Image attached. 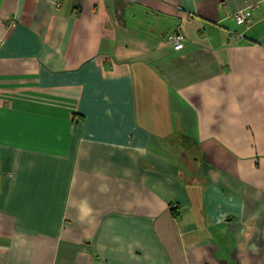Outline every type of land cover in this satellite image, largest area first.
Here are the masks:
<instances>
[{
    "label": "crops",
    "instance_id": "1",
    "mask_svg": "<svg viewBox=\"0 0 264 264\" xmlns=\"http://www.w3.org/2000/svg\"><path fill=\"white\" fill-rule=\"evenodd\" d=\"M0 39V264H264V0H0Z\"/></svg>",
    "mask_w": 264,
    "mask_h": 264
},
{
    "label": "built area",
    "instance_id": "2",
    "mask_svg": "<svg viewBox=\"0 0 264 264\" xmlns=\"http://www.w3.org/2000/svg\"><path fill=\"white\" fill-rule=\"evenodd\" d=\"M233 18L236 21V23L238 25L241 26H250L252 24V17L249 15V11H245V10H241V11H237L233 14ZM237 36L238 38H241L238 35H233L232 37ZM2 40L0 39V42ZM168 41L172 44V47L175 51L179 52L182 51L185 47V42H186V38L182 33H174L172 35L169 36Z\"/></svg>",
    "mask_w": 264,
    "mask_h": 264
},
{
    "label": "rangeland",
    "instance_id": "3",
    "mask_svg": "<svg viewBox=\"0 0 264 264\" xmlns=\"http://www.w3.org/2000/svg\"><path fill=\"white\" fill-rule=\"evenodd\" d=\"M188 142V141H187ZM175 145H177L176 143H175ZM186 149H188L187 147H186Z\"/></svg>",
    "mask_w": 264,
    "mask_h": 264
},
{
    "label": "trees",
    "instance_id": "4",
    "mask_svg": "<svg viewBox=\"0 0 264 264\" xmlns=\"http://www.w3.org/2000/svg\"><path fill=\"white\" fill-rule=\"evenodd\" d=\"M188 140V139H187ZM188 142H189V140H188ZM185 143H187V141H185Z\"/></svg>",
    "mask_w": 264,
    "mask_h": 264
}]
</instances>
